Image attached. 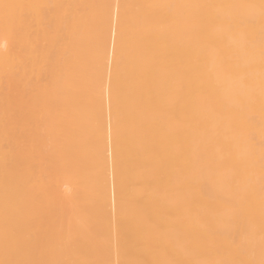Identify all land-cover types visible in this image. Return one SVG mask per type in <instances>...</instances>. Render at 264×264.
<instances>
[{
  "label": "bare ground",
  "instance_id": "obj_1",
  "mask_svg": "<svg viewBox=\"0 0 264 264\" xmlns=\"http://www.w3.org/2000/svg\"><path fill=\"white\" fill-rule=\"evenodd\" d=\"M0 264H264V0H0Z\"/></svg>",
  "mask_w": 264,
  "mask_h": 264
}]
</instances>
